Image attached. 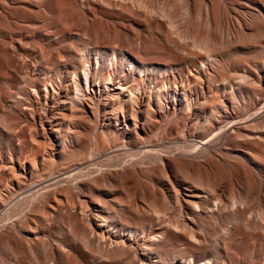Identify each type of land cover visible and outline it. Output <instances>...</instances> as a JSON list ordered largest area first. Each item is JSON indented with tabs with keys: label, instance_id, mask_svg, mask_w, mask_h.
<instances>
[{
	"label": "rangeland",
	"instance_id": "1",
	"mask_svg": "<svg viewBox=\"0 0 264 264\" xmlns=\"http://www.w3.org/2000/svg\"><path fill=\"white\" fill-rule=\"evenodd\" d=\"M0 264H264V0H0Z\"/></svg>",
	"mask_w": 264,
	"mask_h": 264
},
{
	"label": "bare ground",
	"instance_id": "2",
	"mask_svg": "<svg viewBox=\"0 0 264 264\" xmlns=\"http://www.w3.org/2000/svg\"><path fill=\"white\" fill-rule=\"evenodd\" d=\"M85 73H86V71H85ZM124 76V75H123ZM125 79V77H123V79L121 78L120 80H119V82H121L122 80H124ZM103 80L106 82V83H110V82H112L113 81V78H112V73H108L107 75H105L104 77H103ZM122 85H121V89H126V86L124 85V83H121ZM135 87V86H134ZM128 89V88H127ZM130 90V89H129ZM131 91V90H130Z\"/></svg>",
	"mask_w": 264,
	"mask_h": 264
}]
</instances>
